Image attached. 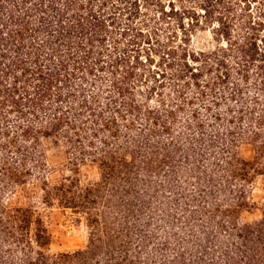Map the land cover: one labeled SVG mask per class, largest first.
Listing matches in <instances>:
<instances>
[{
    "label": "trees",
    "instance_id": "16d2710c",
    "mask_svg": "<svg viewBox=\"0 0 264 264\" xmlns=\"http://www.w3.org/2000/svg\"><path fill=\"white\" fill-rule=\"evenodd\" d=\"M192 2L213 50L145 34L161 0H0V264H264V0ZM34 196L86 245L49 253Z\"/></svg>",
    "mask_w": 264,
    "mask_h": 264
},
{
    "label": "rangeland",
    "instance_id": "374dc122",
    "mask_svg": "<svg viewBox=\"0 0 264 264\" xmlns=\"http://www.w3.org/2000/svg\"><path fill=\"white\" fill-rule=\"evenodd\" d=\"M150 10L155 19L150 22V26L142 27L143 32L147 34L151 28L158 27L157 32L162 43L168 41L169 38L174 42L173 46H176L185 38L191 49L203 51L213 50L218 45L212 26L206 24L199 15L203 14L204 10L197 7L192 0H161V6L152 5ZM194 18H199L200 23H194ZM155 57L157 58V56ZM239 150L245 157L252 156L250 144L241 145ZM45 155L50 168L48 173L50 181L56 182L64 176L73 174L61 144L46 141ZM76 169V175L83 183L97 176V168L91 163L79 164ZM263 188L264 182L258 179L253 188L255 200H258L263 194ZM28 201L36 206L50 233L49 253L73 251L86 245L87 228L84 222L76 221V215L57 205L46 206L36 196L31 197ZM258 215L259 212L256 210L243 214L249 220L258 217Z\"/></svg>",
    "mask_w": 264,
    "mask_h": 264
}]
</instances>
